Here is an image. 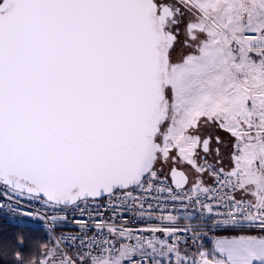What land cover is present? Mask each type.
<instances>
[{
  "label": "snow or ice",
  "instance_id": "1",
  "mask_svg": "<svg viewBox=\"0 0 264 264\" xmlns=\"http://www.w3.org/2000/svg\"><path fill=\"white\" fill-rule=\"evenodd\" d=\"M0 219V264H264V0H0Z\"/></svg>",
  "mask_w": 264,
  "mask_h": 264
},
{
  "label": "trees",
  "instance_id": "2",
  "mask_svg": "<svg viewBox=\"0 0 264 264\" xmlns=\"http://www.w3.org/2000/svg\"><path fill=\"white\" fill-rule=\"evenodd\" d=\"M3 223H4L3 220L0 219V225H2ZM28 227H30V228H32L34 231H36V232H37V235H42V234H40V233L38 232V230H36L35 225H28ZM38 258H39V257H38Z\"/></svg>",
  "mask_w": 264,
  "mask_h": 264
},
{
  "label": "built area",
  "instance_id": "3",
  "mask_svg": "<svg viewBox=\"0 0 264 264\" xmlns=\"http://www.w3.org/2000/svg\"><path fill=\"white\" fill-rule=\"evenodd\" d=\"M35 207H38V205L34 206L32 210H35ZM60 233H57V235H59Z\"/></svg>",
  "mask_w": 264,
  "mask_h": 264
}]
</instances>
